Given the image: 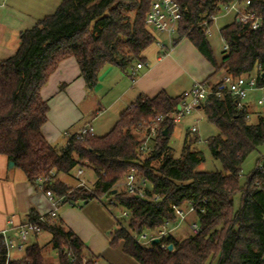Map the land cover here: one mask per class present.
I'll use <instances>...</instances> for the list:
<instances>
[{
	"label": "trees",
	"instance_id": "1",
	"mask_svg": "<svg viewBox=\"0 0 264 264\" xmlns=\"http://www.w3.org/2000/svg\"><path fill=\"white\" fill-rule=\"evenodd\" d=\"M177 1L187 8L180 22L179 39L188 37L216 71L233 77L256 76L260 85L264 83V25L250 30L234 19L222 27L229 49L218 63L201 23L217 14L226 0ZM150 2L62 0L54 13L20 33L17 51L0 61V154L14 161L33 184L37 185L40 177H49L45 189L64 196L75 206L82 207L97 195L113 197L130 217L117 221V229L110 232V246L121 245L122 251L139 264H264V157L247 182L240 184L243 163L264 144V106L249 121L246 111L238 110L235 99L225 90L221 96H208L202 109L219 129V134L208 139V146L223 166L216 171L199 169L205 155L194 147L198 136L191 130L186 133L181 155H173L170 138L175 122L170 117L161 123L160 133L152 137V148L140 150L150 136V121L174 112L180 104L181 97L165 91L153 97L139 95L103 136L71 138L59 150L42 133L50 105L41 90L63 59L76 58L90 89L96 86L105 66L128 70L145 61L144 52L156 41L146 25ZM254 7L264 15V0H256ZM211 77L203 83L218 91L221 83H213ZM77 166L95 171L97 180L92 190L72 187L58 178ZM132 169L151 184L145 197L118 188ZM239 192L242 197L235 209ZM155 193L161 198L155 200ZM188 201L204 208L194 214L200 226L198 234L182 239L170 234L150 248L137 242L135 234L158 229L166 220H176L171 204ZM37 217L32 211L29 219ZM42 225L51 233L50 244L58 252L57 264H82L84 257L91 261L96 257L58 216ZM162 243L172 244L173 248H163ZM43 250L39 242H31L25 256L12 264H47ZM69 250L75 260L66 253ZM0 264H4L3 256Z\"/></svg>",
	"mask_w": 264,
	"mask_h": 264
},
{
	"label": "crops",
	"instance_id": "2",
	"mask_svg": "<svg viewBox=\"0 0 264 264\" xmlns=\"http://www.w3.org/2000/svg\"><path fill=\"white\" fill-rule=\"evenodd\" d=\"M8 1L0 0V61L17 51L20 45V33L31 28L26 27V22H22L24 18L37 23L43 18L41 17L43 14L49 12V8L55 6L58 8L60 5L59 0H14L11 3ZM149 29L156 38L157 47L152 51L144 52L146 59L143 61V67L138 69L136 77L131 75V69L123 70L116 65H107L100 72L96 86L90 89L81 75L75 57L69 56L59 63L50 75L48 83L41 90L43 98L48 100L50 105L48 121L42 127V133L53 145L64 148L69 141V137L64 134L66 131L75 133L86 125H92L87 121L83 123L86 115L94 111L97 115L102 112V107L97 109L92 107L93 101L82 106L88 100L89 90L97 92L96 94L106 88L113 90L112 93L115 95L106 110L118 104L120 107L118 120L121 112L135 102L139 95L153 97L165 91L170 96L181 97L196 83L203 82L210 76H212L211 81L217 83L225 75L223 71H216L212 63L188 37L179 39L178 33L169 37L153 28ZM217 62L221 63L218 60ZM259 94L263 95V92L253 91L247 100L250 112L253 114L261 108L257 104ZM199 110L203 111L202 108L195 111ZM193 113L190 116L198 122L199 117ZM9 163L8 157L0 154V229L7 225L8 219L12 216L17 222H21L28 220L32 211L39 216L48 215L53 209L45 190H42L38 184L29 182L24 171L19 172L20 167L16 165L10 167ZM78 167L81 168L82 173L78 175V171L74 179L83 180L86 185L84 178L86 167ZM64 176V173H60L58 178L68 185H77L71 184ZM93 188L94 186L91 189ZM99 203L97 200H92L81 208L73 206L61 209L60 207L58 217L85 242L89 251L102 263L135 264L131 260L132 257L110 247L107 232L112 229L113 222L107 208ZM40 234L32 236L31 242H39ZM174 235L179 237L175 232ZM113 255L120 261H117ZM216 263L215 261L214 264Z\"/></svg>",
	"mask_w": 264,
	"mask_h": 264
},
{
	"label": "built area",
	"instance_id": "3",
	"mask_svg": "<svg viewBox=\"0 0 264 264\" xmlns=\"http://www.w3.org/2000/svg\"><path fill=\"white\" fill-rule=\"evenodd\" d=\"M255 1L256 0H226L223 2L219 9L220 11L217 14L213 15L209 20H205L201 23V25L205 27L207 36L211 34L210 21L214 22L218 14L226 15L231 13L234 15V19H237L250 30H258L263 27L264 15L260 14L254 7ZM186 11L187 8L177 0H151L150 8L146 15V25L149 28H153L158 32L171 37L178 33L180 22L184 18ZM224 43V49L228 50L229 45L225 39ZM142 67L143 62H138L131 68V75L136 77L138 69ZM219 82L221 83V87L218 91H214L210 85L203 82L196 83L191 89L186 90L181 96V101L177 110L166 115L160 114L154 120L150 121L148 124L150 136L140 147V150L143 152L150 150L149 140L160 133V125L167 117H170L176 124L185 117L190 116L196 109L202 108L210 94L221 96L222 90H225L227 94H230L235 99L238 110L246 111V118L249 121H251L254 116L257 117L256 113L253 114L250 112L247 100L251 92L261 90L263 95L257 99V104L259 106H264V83L260 85L256 76L233 77L229 74H225ZM197 130V126H192V132H197ZM139 131V129L136 130V132ZM64 134L69 137V140L71 138L82 140L86 135H95V128L92 125H86L75 133L66 131ZM81 173L82 171L79 170L78 175ZM48 180L49 177H40L38 178L37 183L42 190H45L47 197L53 205L50 214L39 215L36 220L28 219L21 222H17L12 216L8 219L7 225L0 229V258L2 256L4 257V264H12V262L18 261L25 256L27 246L31 243L32 236L43 232L44 228L42 224H48L51 219L56 218L61 206L65 204L75 206L74 202L66 201L64 196H57L51 189H45ZM119 184L124 185L125 190L128 193L140 197L146 196V188L151 185L147 179L140 177L134 169H132L127 174L124 181ZM80 185L85 186L83 180H80ZM153 198L158 200L161 196L160 194L155 193ZM95 199L99 200L101 203L105 201L103 204L110 208L111 211L118 205L116 200L109 194L97 195ZM171 207L177 217L176 220L174 222L166 220L163 226L158 229L151 231L146 230L135 234V239L139 244L150 248L154 239L159 238L160 241H162L170 234H174L175 230L190 214L204 211V208L202 206H197L194 201H188L183 205L171 204ZM114 217L119 222L129 219L130 214L127 210L123 209L120 215H114ZM190 230L193 234H198L200 232L199 223L197 221L192 222ZM161 246L163 248L168 247L166 243H162ZM18 253H22V255H17ZM66 253L72 260H75V256L71 250ZM90 261L91 260L88 257H84L82 264H104L99 261L97 257L92 259L91 263Z\"/></svg>",
	"mask_w": 264,
	"mask_h": 264
},
{
	"label": "rangeland",
	"instance_id": "4",
	"mask_svg": "<svg viewBox=\"0 0 264 264\" xmlns=\"http://www.w3.org/2000/svg\"><path fill=\"white\" fill-rule=\"evenodd\" d=\"M11 1H14V0H9L8 3H11ZM61 1L62 0H59V3H61ZM56 7L57 6H55V8H52V7L49 8V10H48L49 12H47V14H43V16H41V17H44L45 15L53 13L57 9ZM36 19H38V18H36ZM233 20H234V15L231 13L226 14V15L218 14L217 18L214 20L213 24L211 25V34L208 35V40H209L211 47L213 49V53H214L215 57L217 58V60L221 61V62H222V59L225 55V49H224L225 43H224L223 36L221 34V28L224 27L225 25L233 22ZM34 21H36V20H34ZM22 22L27 23V24H25V25H27L26 27H33L36 23V22H33L32 20L30 21L29 19H25V18L22 20ZM156 47H157V43L155 41L146 50L152 51V50L156 49ZM223 73L226 74L225 71H223ZM112 91L113 90H109L106 88V90H104L103 92L100 91L98 94H96L97 92L94 93V91L89 90L88 100L82 104V106H86L88 103L93 101L92 107L94 109H97V107H102L101 108L102 112L99 113V115H97L96 112L94 111V112L88 113L83 120V123L85 121L92 123V125L95 128V133L98 136H103V135L107 134L110 131L111 127L117 121V117H118L117 115H118V111H119L118 109H120L118 104H116V105H114L111 108L106 110L109 103L112 102L113 96L115 95V93H112ZM259 93H261V92H259ZM259 95L261 96L262 94H259ZM261 111L263 112L264 108H261ZM193 114H197V116L199 117L198 122H195L193 120L192 116H187L183 120H181L180 122L175 124V128H174L172 136L170 138V145L173 148V155L175 157H179L181 155L186 133L190 130V128H192L193 125L196 124L198 126V130L194 134H196L198 136V141L194 144V147H196L198 150L202 151L205 155V161L199 166V169L200 170H206V171L222 170L223 166H222L221 162L213 157V155L209 149V146H208V139L211 136H215V135L219 134V129L211 121L208 120L204 111H202V110L201 111L200 110L194 111ZM255 120H256V118L254 119V121ZM154 137H156V136H154ZM153 143H154V141H152V139H150L149 145L151 146V148L153 146ZM58 149L61 150V148H58ZM263 157H264V144L259 146L256 150H254L247 157L245 162L243 163L241 178H240V184L241 185H244L247 182L248 176L257 167L259 159H261ZM154 164L157 166L158 162L155 161ZM80 169L81 168H79L77 166L69 174H64L65 175L64 177L66 179H68V181H70L71 184H77V185L72 186V187L82 186V185H80V182H79L80 180L76 181L74 179L75 174ZM17 170H19V169H17ZM21 171H22V169L20 168L19 172H21ZM84 178H85V183L88 186L87 187L85 185L84 187L88 188L89 190H92L91 188L93 186H95V181L97 179V175H96L95 171L90 167H86V174L84 175ZM123 181H121V182H123ZM118 188L120 191L125 190V186L122 184H118ZM241 197H242L241 192H239L235 196V209H237L239 207ZM94 200H96V199H94ZM97 201L100 202L99 200H97ZM103 203H105V201H103ZM103 203L100 202L99 204L106 207ZM64 207L65 208H71L73 206L69 205V204H65V205L61 206V209ZM76 207L81 208L79 206H76ZM106 208L108 210L107 212L109 214V217L113 222L112 229L109 232H107L108 238L110 239L111 238L110 232L115 231L117 229V220L114 217V215H116V216L120 215V213L123 210V207L117 205L113 208V210H112L113 212L110 210V208H108V207H106ZM195 219H196V216L194 214H190L187 217V219L175 230L176 235L179 236L177 238L182 239V238L187 237L188 235L193 234L190 230V225L192 224V222L195 221ZM128 220L125 221V226H127V227H128ZM50 239H51V233L48 230H44L40 234V236L38 237L39 243L42 246H44L43 251H44L46 263L47 264H57L58 252H57V250L52 248V246L50 244ZM111 248L112 249H119L121 252H123L121 249V245H119L118 247H111ZM20 254L22 255V253H18L17 255H20ZM115 254H117L116 251H115ZM121 254H123V253H121ZM113 257H114V255H113ZM114 258H116L117 261H120V260H118V257H114ZM131 260L135 264H139L134 258ZM111 262L115 263V261H113V260H111ZM107 263L111 264L110 262H107Z\"/></svg>",
	"mask_w": 264,
	"mask_h": 264
},
{
	"label": "water",
	"instance_id": "5",
	"mask_svg": "<svg viewBox=\"0 0 264 264\" xmlns=\"http://www.w3.org/2000/svg\"><path fill=\"white\" fill-rule=\"evenodd\" d=\"M165 134H166V130H165ZM9 166H10V167H14V166H15V162H14V161H10ZM115 192H116V190L113 191V193H115ZM158 242H160V239H159V238H156V239L153 240V243H158ZM168 248H169V249H172V248H173V245L170 244V245L168 246Z\"/></svg>",
	"mask_w": 264,
	"mask_h": 264
}]
</instances>
